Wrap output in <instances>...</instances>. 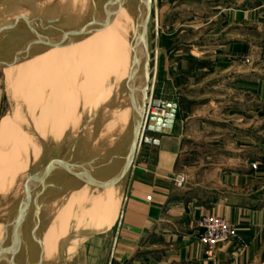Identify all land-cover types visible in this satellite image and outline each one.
<instances>
[{
	"label": "rangeland",
	"instance_id": "374dc122",
	"mask_svg": "<svg viewBox=\"0 0 264 264\" xmlns=\"http://www.w3.org/2000/svg\"><path fill=\"white\" fill-rule=\"evenodd\" d=\"M67 3L68 0H0V27L15 20L14 18L22 12L21 10L27 11L26 17H23L28 21L17 23L0 36V126H2L7 116L16 113L19 114V117L30 119L29 108L34 105L36 107L38 101H28L23 98L24 85L22 83L24 81H21L22 79L19 76V65L33 58L35 59L38 52L51 48L38 44L32 46L28 44L29 41L36 38L37 33L46 38L52 32H58V30L51 28L52 25L63 29L71 27L65 21L68 18V14H66ZM56 4L59 5V9L51 8ZM228 5L233 8V12L227 11ZM122 18H127V14ZM86 19L85 17L81 24L77 26L83 25L82 23ZM117 21H115V24ZM242 27H247V30L241 31L240 28ZM130 31L131 26L125 31L116 30L114 34L108 35L92 52L84 67L82 89L79 92L80 98L77 107L75 106V113L68 124L66 126L63 124V128L59 129L58 137L46 131L47 127L42 122L40 123L41 117L39 118V116L37 118L39 122L34 120L33 123L30 120L32 124H29L28 128L26 125L22 126L29 138V144L27 145V158L25 157L27 168L18 179L38 174L43 169H47L46 172L49 173L50 170L48 171V169H51V166H58L60 162L67 161L69 166H72L71 170L74 173L90 174L93 180L86 182L84 177L79 179L65 169L60 168L57 170L58 168H56L49 180L45 181V185L42 186L44 188H38L37 192H42L40 196H36V191L35 194H31L22 230V238L25 241L26 248H24V251L21 249L17 256H14L13 263V255L11 256L8 252V247L15 242L12 241L13 243L0 255V264H106L105 258L102 261L99 260L101 256L99 251L102 249L100 241L105 238L106 231L111 229L108 232L107 239L108 248H110L114 228L124 207L129 184V177L125 178L121 184L120 181L117 182L118 184H113L116 180L111 177L112 174L114 175L118 171L125 156L132 129V121L126 124L122 132L118 125H111L110 110L116 107V103L119 101L129 99L130 91L129 80L124 78L118 81L114 75H111V73L109 75V69L114 70L119 64L116 60L117 56L122 60L121 51H123V48H120V51L117 48L121 44L125 45ZM227 32L233 35H244L252 44L247 46L248 52L228 50L219 55L216 49L217 45L214 42L219 37L227 35ZM67 35L69 34L60 37L57 42L67 41ZM263 39L264 0H153L147 33L150 70L148 95L150 97V93L154 90L157 91L160 85L162 86V82L165 80L164 73L169 67V61H171L170 66L175 70L178 69V71H182L179 62L181 60L187 61L188 69L182 73H192L195 75L194 80H201V73L211 72V66L219 57L229 63L232 72L238 73V71L250 70L261 73L264 71L263 50L256 43ZM203 45L205 48H203ZM22 46L27 51H23ZM108 49L112 50L107 52ZM102 51H106L107 55L101 54ZM203 51L209 52V54L202 55ZM95 67L99 68L98 71ZM47 75L48 78L49 74ZM57 75H53L52 78L49 77L48 79L55 82L56 77L61 79V77L66 76L64 72ZM96 77H101L104 84L103 88L99 90L111 92L110 99L106 97L107 95L102 97L104 93H97L99 91L97 90L91 98L88 97L86 102L84 99L90 90V81ZM184 80L187 83V79ZM166 84L167 86H174L172 79H169ZM189 87L191 85L188 81L187 86L177 87V89L185 90ZM115 94H117V97H115ZM208 97H217V95L209 94ZM37 106L39 105L37 104ZM198 108L202 112L207 111V114L216 113L217 104L209 101L205 107L194 104L192 109L195 111ZM156 114L158 115V113ZM40 129L43 134L40 133ZM206 129L200 128V132L197 135L195 134V137L199 136L200 140L205 137L207 141H219V139L220 141H226V138H220L219 134L213 135L212 128L207 127ZM16 140L9 141L10 144L15 146L14 148L18 147ZM18 151L20 152V150ZM252 168L256 169L257 164H253ZM178 175L187 178L185 173H177L175 176ZM18 179L17 181H19ZM70 181H73L76 185L74 187L69 186ZM102 184L106 186L100 188ZM36 186L40 185L36 183ZM76 188H81V195L84 196L81 198L83 209L75 207L74 204H67L56 215L54 212L46 214L45 208L47 205L54 203L59 205L62 197ZM11 196L3 198L0 195V223L5 222L11 212L13 205V196ZM54 196H57V198ZM36 205L39 206L38 209H36ZM115 206H118V210L113 223L107 229H100L108 223L109 219H112ZM71 209L73 210L70 211ZM70 212H73L72 218L68 216ZM63 217L64 219L59 222V224H62L59 225V230L62 231L68 227L69 232L66 236L61 237L58 244L59 250L55 258L46 261L43 258V250L41 249L42 235L39 234V229L43 232L49 224H53L51 226L53 228ZM12 219L13 217L10 221ZM237 237L238 230L237 236L228 242L236 240ZM104 242H102V245H104Z\"/></svg>",
	"mask_w": 264,
	"mask_h": 264
},
{
	"label": "crops",
	"instance_id": "0c3cea01",
	"mask_svg": "<svg viewBox=\"0 0 264 264\" xmlns=\"http://www.w3.org/2000/svg\"><path fill=\"white\" fill-rule=\"evenodd\" d=\"M226 9L233 12L230 5ZM214 44L219 55L228 50L247 53L252 45L244 35L230 32ZM256 45L264 59V39ZM187 64L181 60L178 71L169 61L162 86L150 93L155 101L178 103L176 118L171 129L147 134L158 143L144 142L139 149L110 248L111 229L100 241L99 260L105 258L106 264H264V71L232 72L219 57L211 72L194 80L192 73H182ZM101 79H91L84 101L103 88ZM169 79L174 86H167ZM188 81L191 87L177 89ZM99 92L109 95L107 90ZM209 101L217 104L216 113L192 109ZM207 127L226 141L195 137ZM177 173L187 175L181 189L173 183ZM206 215L224 218L238 230L236 240L220 245L212 255L199 241L198 221ZM47 238L42 241L44 251L48 246L51 250L47 243L52 238Z\"/></svg>",
	"mask_w": 264,
	"mask_h": 264
},
{
	"label": "bare ground",
	"instance_id": "6f19581e",
	"mask_svg": "<svg viewBox=\"0 0 264 264\" xmlns=\"http://www.w3.org/2000/svg\"><path fill=\"white\" fill-rule=\"evenodd\" d=\"M67 4H66L67 6L66 14H68L67 15L68 18L65 21L66 23L70 24L71 27L69 29L68 28L63 29V28H59L56 25H52V27L51 26L50 27L58 30V32H54V33L52 32V34L48 35V37L46 38L51 43H57L60 37L62 38L66 34H69L67 35L68 36L67 41L70 38H73L75 40H73L72 43L68 41L63 47L50 48L45 51L42 50L37 54L39 57L37 56L35 59L33 58L19 65V76L22 79L21 81H24L22 83V85H24L22 96L28 101L31 100H36V102L38 101L37 104L40 107L37 106L36 104V107L34 105L32 108H29L30 109L29 120L28 118L25 119L23 117H19V114L17 115L16 113L15 115L7 116L6 119L3 121L2 126H0L1 127L0 129V195L3 198L5 197L7 198L8 196L11 195L13 196L12 199L13 205L11 207V212L7 216V220L3 223H0V255L7 249V247L10 244L13 243L11 241L12 240L11 238L12 235L15 234L10 228L12 224V221H10V219L13 217L17 205L19 207V203L21 202L20 199L24 197L27 189L29 188L33 190L32 194L33 193L35 194V191L37 192L38 188H42V189L44 188L42 187L43 183L40 184V181L42 180L39 179L30 180L31 175L28 177L25 176V178L20 177V179H18V177L21 176L22 172L27 168L26 155L28 153L27 145L29 144V138L22 126L26 125L28 128L29 124L30 125L32 124L30 120H32V122L34 120L39 122V120L37 119L39 116V118L41 117L40 123L42 122V124H44V126L48 128V129L46 128V131L57 136L59 133V129L63 128V124L66 126L70 121V119L73 118L72 116L75 113V109L77 107L76 105L80 98L79 92H81L82 89L84 67L92 52L99 46V44L108 35L114 34L116 30L125 31L131 26V31L129 34V38L127 39V42L125 43V45L121 44V46L117 48L118 51H120V48L121 49L123 48L125 50L126 55H124L125 56L124 59L120 60L121 58L117 56L116 60L118 61L119 64L116 66V68H114V70L111 69H109L110 71L108 70L109 75L111 73V75H114V77L117 78L118 81H121L124 78H127V80L130 79V71L132 70V48L134 47V44L137 43L138 41L137 29L142 18V11H144V0H68ZM51 8H55V10H57L59 9V5L56 4ZM21 11L22 12H20V14L14 19H21V20L25 19L26 17L25 15L27 11L26 10L24 11L21 10ZM125 14H127V18L123 19L122 16H124ZM85 17L87 19L85 20V22L82 23L83 25L77 26L78 24H81V22L84 20ZM110 17H111L110 23L107 26L103 27V24L107 22ZM102 20L103 22H101ZM115 21H117L116 24ZM87 26H90L91 28H95L94 32L91 35L85 38L75 37L77 31ZM1 28L2 27H0V29ZM34 33L36 32L34 31ZM25 49L23 47V51H27ZM61 72H64L67 77L63 76L61 77V79L56 77L57 79L55 80V82H53V80L50 81V79H48L53 75H57V74L59 75V73L61 74ZM47 74H49L48 78H47L48 76ZM110 95L111 92H109L107 98H109ZM116 95L117 94H115V97H117ZM131 96H133L132 92L131 95L130 94L128 95L129 99L127 100L123 99L119 101L118 103H116L117 106L112 108V110H110L111 115L109 119L111 121V125L112 126L118 125L121 132L122 129L126 126V124L128 122L131 123L132 121V117L134 113L133 112L134 100L131 98ZM43 107L46 110V112L43 109ZM162 113L163 111L160 110L159 114ZM152 115L155 116L157 114L156 112H152ZM40 131H41L40 133L43 134V131L41 129ZM15 139H17L15 141L17 142V146H18L17 148H14L15 146L9 143L10 140H15ZM18 150H20V152ZM68 165L69 162L67 161L60 162L58 166H51L50 167L51 169H48V171L50 170L49 173L47 172L46 173L48 174V177H50L53 175V172L56 168H58L57 170H59L60 168L67 169L66 167H69L70 169L72 167ZM117 174L118 172H116L114 175L112 174L111 178H115L116 180L117 177H119ZM128 174L129 173L127 172V174H125L121 178L120 184L125 178L129 177ZM17 179L19 181H17ZM36 183L40 186H36ZM69 183H70L69 186L71 185L74 187L76 185L73 181H70ZM81 188L78 189L76 188L75 190L69 192V194L64 195L62 197L61 202H59L60 203L59 205H57L58 203L47 205L45 208L46 214L47 213L50 214L51 212H54V214L56 215L57 213H60L63 206H67V204L70 205L74 204L75 207L83 209V207H81V204H83L81 198L84 196L81 195L80 192ZM41 193H42L41 191L37 192L36 196L38 195L40 196ZM54 197L57 198V196ZM25 205L26 208L23 209V211L25 210L24 213L26 214L28 204L25 203ZM20 206L24 207V203L23 204L20 203ZM115 207H116L115 211H113L112 213L113 217L111 220L109 219L111 222L108 220V223L104 227H100V229H107L113 223L116 212L118 210V206ZM38 208L39 206L36 205V209ZM72 210L73 209H71L70 211ZM25 214H24V218H25ZM72 214L73 212H70L68 213V216L72 218ZM40 215L41 212L39 214V217ZM63 219L64 217L61 218L56 223V225H54L53 228H51L53 224L52 225L49 224L47 226L48 228L46 227V229L43 232H41V230L39 229V231L41 232V233L39 232V234H41L42 236H44L45 234L47 237L52 238V241L47 243L48 245H51V250L49 246L47 247L46 251L43 250V253L47 255L44 258L45 260L48 259L50 260L53 257L55 258L59 250L58 244L61 237L66 236L67 233L69 232L68 227H66L62 231L59 230L60 227L59 225L61 224V223L59 224V222ZM23 222L24 220H22L21 232L23 230ZM16 226L18 227V224ZM20 237L21 238H19L18 252L21 249L24 250V248H26L25 241L22 238L23 237L22 233ZM47 237H45V239L42 238V241L44 240L43 242H45L46 240H48ZM15 243L16 242H14L10 247H8V252L9 254H11V256L14 255V252L18 246V243H16V245ZM12 249L14 250V252H12Z\"/></svg>",
	"mask_w": 264,
	"mask_h": 264
},
{
	"label": "water",
	"instance_id": "95a60500",
	"mask_svg": "<svg viewBox=\"0 0 264 264\" xmlns=\"http://www.w3.org/2000/svg\"><path fill=\"white\" fill-rule=\"evenodd\" d=\"M152 5L153 0H144V11H142V18L138 25V41L134 44L132 48V70L130 71V79H129V91L130 95L131 92L133 96L131 98L134 100L133 105V117H132V129H131V136L128 142L127 150L123 160L118 168V176L116 181L113 183L121 182V178L129 173V181L131 179L132 173L134 171L135 162L138 156L139 149L143 142L147 143H158V139H153L152 137L147 136V133H161L162 129H171L173 127L174 120L177 114L178 103L172 101H165V100H153L152 97H149V81H150V70H149V56H148V47H147V33H148V24L150 21L151 13H152ZM111 17L107 22L103 24V27L107 26L110 23ZM28 22L27 20L23 19H15L12 22L8 23L7 25L3 26L0 29V36L4 34L10 28H13L17 23L20 22ZM95 28H91L87 26L79 31H77L76 36L78 38H85L91 35L94 32ZM74 37V38H75ZM73 38L68 39L71 43L73 42ZM67 41L64 42H57L51 43L47 40V38H43L40 34L37 33L36 38L29 41V45H42L46 47H63ZM151 107H157L163 111L162 114L153 116L150 113ZM69 166V165H68ZM66 171L70 172L71 174L75 175L79 179H86V182H90L93 178L90 174H79L74 173L71 168L66 167ZM47 169H43L38 174H32L30 176V180L32 179H39L40 184L43 183L45 185V181L49 180L48 174L46 173ZM117 183V184H118ZM106 185H100V188L105 187ZM109 186V185H107ZM32 194V189H27L24 197H22L21 204L24 203V207L17 205L13 219L11 224V230L15 235H12V240L18 243L17 249H12L14 252L13 255V263H14V256H17L18 249H19V238H21V228H22V220H24V212L23 209L26 208V204H29L30 197ZM21 219V220H20ZM19 220V221H18ZM18 224V227L16 226ZM17 228V229H16ZM17 230V231H16ZM17 232V233H16ZM15 243V245H16ZM14 245V248H15ZM38 264V263H37Z\"/></svg>",
	"mask_w": 264,
	"mask_h": 264
},
{
	"label": "built area",
	"instance_id": "2783aa9c",
	"mask_svg": "<svg viewBox=\"0 0 264 264\" xmlns=\"http://www.w3.org/2000/svg\"><path fill=\"white\" fill-rule=\"evenodd\" d=\"M160 113L157 107H151L150 113ZM177 188H183L187 182V178L183 175H178L173 178ZM198 227L201 230L199 235L200 243L207 249L209 255H212L215 249L237 236V228L227 220L217 216H205L198 222Z\"/></svg>",
	"mask_w": 264,
	"mask_h": 264
}]
</instances>
